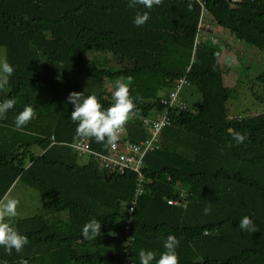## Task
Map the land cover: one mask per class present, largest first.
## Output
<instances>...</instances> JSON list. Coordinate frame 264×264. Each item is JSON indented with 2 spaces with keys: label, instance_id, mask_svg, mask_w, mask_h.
<instances>
[{
  "label": "trees",
  "instance_id": "obj_1",
  "mask_svg": "<svg viewBox=\"0 0 264 264\" xmlns=\"http://www.w3.org/2000/svg\"><path fill=\"white\" fill-rule=\"evenodd\" d=\"M203 10L264 52V0H163L151 10L129 8L128 0H0V48L15 69L0 102L16 100L0 120V198L18 181L45 197L39 213L9 223L29 243L11 255L0 247V262L139 264L140 249L159 259L174 234L179 264H264V111L230 117L222 48L209 39L196 43ZM137 11L150 12L140 27L133 23ZM91 53L131 65L102 66ZM182 77L201 102L169 110L160 147L144 157V193L136 197L135 172H109L92 158L79 163L69 145L84 138L71 120V92L95 94L107 108L114 101L103 81L130 78L136 117L125 127L136 142L148 136L139 117L163 112L161 96ZM255 81L264 102V71ZM26 105L35 116L14 130ZM237 132L246 135L243 144L233 139ZM85 139L107 154L109 144ZM244 216L255 233L239 229ZM92 219L102 223L101 235L86 240L82 230Z\"/></svg>",
  "mask_w": 264,
  "mask_h": 264
},
{
  "label": "clouds",
  "instance_id": "obj_2",
  "mask_svg": "<svg viewBox=\"0 0 264 264\" xmlns=\"http://www.w3.org/2000/svg\"><path fill=\"white\" fill-rule=\"evenodd\" d=\"M163 0H128V7L136 9L142 6L151 10L153 6H159ZM150 19L149 11H137L133 23L140 27L145 25ZM15 69L7 61H0V90L5 89L12 77ZM132 81H118L113 93V103L105 108L100 98L95 94L85 92H71L67 97V102L73 106L71 120L77 125L76 132L79 136L94 139L96 143L114 144L119 139V133L129 121L136 105L131 92ZM16 105L15 99H5L0 102V120H4L10 110ZM35 116V110L31 105H26L15 117L14 130H22ZM233 139L237 145L243 144L247 139L246 135L237 132ZM19 201L7 196L0 198V247L11 255L13 249L20 253L29 243L26 235L21 234L13 228L6 217H15ZM205 215L211 213V208L204 209ZM242 232L257 231L254 221L249 216H244L238 224ZM102 223L97 219H92L84 226L82 236L86 240L96 239L101 235ZM180 240L169 234L163 243L164 251L157 253L151 250L140 249L139 264H179L178 247ZM3 264V262H0Z\"/></svg>",
  "mask_w": 264,
  "mask_h": 264
},
{
  "label": "rangeland",
  "instance_id": "obj_3",
  "mask_svg": "<svg viewBox=\"0 0 264 264\" xmlns=\"http://www.w3.org/2000/svg\"><path fill=\"white\" fill-rule=\"evenodd\" d=\"M204 26L200 33V40L209 39L222 48L220 61L225 66V84L232 90V96L228 102L230 117H251L264 111V102L258 100L255 94L261 93L256 77L264 71V52L254 46H250L239 40L234 33L223 28L204 12ZM90 58L102 66H125L131 65L130 60H122L110 53H91ZM0 61H6V50L0 48ZM117 82L104 80L102 89L113 95ZM165 94V93H164ZM184 98L190 108H197L201 102V94L197 88L191 85L184 87ZM39 153L40 149L35 148ZM89 161L88 156H80L79 163L85 164ZM8 198L19 201L17 215L6 217L10 223L14 219L29 217L37 214L42 209L45 197L37 189L27 186L18 181L6 194Z\"/></svg>",
  "mask_w": 264,
  "mask_h": 264
},
{
  "label": "built area",
  "instance_id": "obj_4",
  "mask_svg": "<svg viewBox=\"0 0 264 264\" xmlns=\"http://www.w3.org/2000/svg\"><path fill=\"white\" fill-rule=\"evenodd\" d=\"M239 1V0H233ZM202 12V15L204 14ZM203 18L199 22V32L196 43L200 41V33L204 26ZM189 85L186 77H182L177 80L173 87L168 92L163 94L160 98V102L165 106L163 112L157 113L155 116H140V121L148 130V136L139 141H131L128 138L127 128H124L119 133V139L114 144H111L107 154H101L91 149L89 141L85 138H78L69 145L80 156H88L89 159L97 161L98 166L106 171L124 174L126 171H132L136 173V197L144 193L145 184L148 179L142 172L144 165V157L146 153L151 150L158 149L162 141L163 130L171 124L170 109H187L189 107L187 101L184 98V87ZM133 113L130 118H135ZM129 208L128 213L132 216L134 211V204ZM170 204H179L178 200H169ZM130 225V219L127 220L125 229L128 230Z\"/></svg>",
  "mask_w": 264,
  "mask_h": 264
}]
</instances>
